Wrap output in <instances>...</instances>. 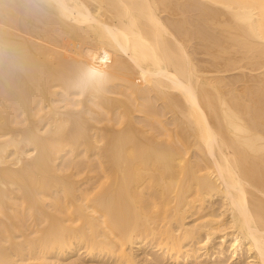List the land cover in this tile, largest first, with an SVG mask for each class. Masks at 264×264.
Wrapping results in <instances>:
<instances>
[{
	"label": "bare ground",
	"instance_id": "bare-ground-1",
	"mask_svg": "<svg viewBox=\"0 0 264 264\" xmlns=\"http://www.w3.org/2000/svg\"><path fill=\"white\" fill-rule=\"evenodd\" d=\"M83 254L264 264V0H0V264Z\"/></svg>",
	"mask_w": 264,
	"mask_h": 264
},
{
	"label": "clouds",
	"instance_id": "clouds-1",
	"mask_svg": "<svg viewBox=\"0 0 264 264\" xmlns=\"http://www.w3.org/2000/svg\"><path fill=\"white\" fill-rule=\"evenodd\" d=\"M84 75L90 82L101 85L100 92L97 94V96L93 97L89 101L90 104H96L108 92V87L111 85L112 82L111 72L108 70L107 67H104L102 70H93L92 66H89L88 69H86Z\"/></svg>",
	"mask_w": 264,
	"mask_h": 264
},
{
	"label": "rangeland",
	"instance_id": "rangeland-1",
	"mask_svg": "<svg viewBox=\"0 0 264 264\" xmlns=\"http://www.w3.org/2000/svg\"><path fill=\"white\" fill-rule=\"evenodd\" d=\"M143 256L144 255L142 254L141 259H145ZM68 261L70 262V260H68ZM68 261H66V262L68 263ZM73 262H72L73 264H99L98 261H97V263H96V261H89V259L87 257H85V254H83L80 258L77 257V259ZM67 263L61 262L59 264H67ZM68 264H70V263H68Z\"/></svg>",
	"mask_w": 264,
	"mask_h": 264
}]
</instances>
